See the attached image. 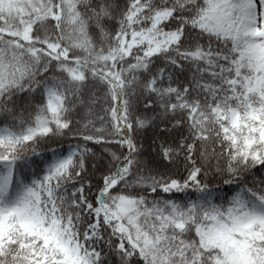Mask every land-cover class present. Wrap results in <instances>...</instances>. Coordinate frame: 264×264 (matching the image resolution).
Returning a JSON list of instances; mask_svg holds the SVG:
<instances>
[{
  "label": "snow or ice",
  "instance_id": "snow-or-ice-1",
  "mask_svg": "<svg viewBox=\"0 0 264 264\" xmlns=\"http://www.w3.org/2000/svg\"><path fill=\"white\" fill-rule=\"evenodd\" d=\"M0 264H264V0H0Z\"/></svg>",
  "mask_w": 264,
  "mask_h": 264
}]
</instances>
